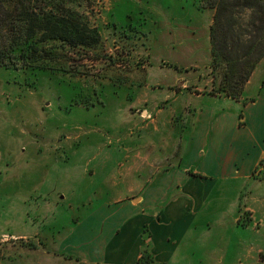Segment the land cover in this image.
<instances>
[{"label":"rangeland","instance_id":"374dc122","mask_svg":"<svg viewBox=\"0 0 264 264\" xmlns=\"http://www.w3.org/2000/svg\"><path fill=\"white\" fill-rule=\"evenodd\" d=\"M70 5L99 29L98 49L53 42L48 44H53V57L47 69L0 65V259L4 264L30 262L43 250L70 260L52 248L61 238L59 233L77 222L117 180L121 197L129 167L145 165L151 174L153 168L175 165L176 143L192 112L185 96L174 101L178 93L173 87L151 84L147 76L168 75L172 69L184 73L186 63H203L200 51L193 61L176 57L177 43H172V53H163L158 31L162 21L171 29L172 20L189 23L186 15L213 12L212 8H201L198 0H73ZM250 16L244 10L230 20L242 40L248 37ZM222 33V29L216 32L217 42L222 41ZM210 63L211 52L200 91L230 97L215 92L220 73L214 78ZM197 69H188V77L193 78ZM257 169H261L258 178L264 180V167ZM250 214L242 209L238 222L258 231L264 217L253 220ZM255 259L251 264H264V254ZM141 264L154 262L144 255Z\"/></svg>","mask_w":264,"mask_h":264},{"label":"crops","instance_id":"0c3cea01","mask_svg":"<svg viewBox=\"0 0 264 264\" xmlns=\"http://www.w3.org/2000/svg\"><path fill=\"white\" fill-rule=\"evenodd\" d=\"M185 18L189 23L172 20L171 29L161 22L158 48L169 54L177 43L176 57L192 60L200 51L203 63H186L184 73L172 69L168 75L147 76L151 84L173 87L174 101L183 95L191 105L188 127L176 143L178 162L153 168L151 174L145 165L129 167L121 197L120 181L109 185L99 201L59 233L52 248L70 260L43 250L22 264H140L144 255L154 264H251L264 254V224L254 231L238 222L242 209L250 210L253 220L264 217V180L255 174L264 159V59L241 98L201 92L213 12ZM192 66L198 69L189 78Z\"/></svg>","mask_w":264,"mask_h":264},{"label":"trees","instance_id":"16d2710c","mask_svg":"<svg viewBox=\"0 0 264 264\" xmlns=\"http://www.w3.org/2000/svg\"><path fill=\"white\" fill-rule=\"evenodd\" d=\"M72 1L0 0V65L15 67L17 63L24 69H47L53 57V44H48L53 42L98 49L99 29L70 5ZM198 3L201 8L214 10L209 34L210 68L214 78L220 73L215 92L238 99L256 64L264 57V0H198ZM244 10L250 12L251 20L246 30L248 37L242 40L240 34L235 35L230 20L236 12ZM219 29L223 39L217 42Z\"/></svg>","mask_w":264,"mask_h":264},{"label":"built area","instance_id":"2783aa9c","mask_svg":"<svg viewBox=\"0 0 264 264\" xmlns=\"http://www.w3.org/2000/svg\"><path fill=\"white\" fill-rule=\"evenodd\" d=\"M259 167H261V168H263L264 167V160H262L261 162H260V165H259ZM260 170L261 169H257L256 171H255V174L257 175V176H260Z\"/></svg>","mask_w":264,"mask_h":264}]
</instances>
